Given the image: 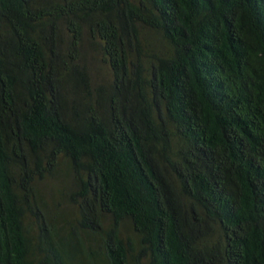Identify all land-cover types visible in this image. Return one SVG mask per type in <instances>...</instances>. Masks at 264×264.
Masks as SVG:
<instances>
[{
    "label": "trees",
    "instance_id": "16d2710c",
    "mask_svg": "<svg viewBox=\"0 0 264 264\" xmlns=\"http://www.w3.org/2000/svg\"><path fill=\"white\" fill-rule=\"evenodd\" d=\"M0 264H264V0H0Z\"/></svg>",
    "mask_w": 264,
    "mask_h": 264
},
{
    "label": "rangeland",
    "instance_id": "374dc122",
    "mask_svg": "<svg viewBox=\"0 0 264 264\" xmlns=\"http://www.w3.org/2000/svg\"><path fill=\"white\" fill-rule=\"evenodd\" d=\"M94 77L96 78L97 81L103 80L105 78V72L102 69H92ZM132 234L131 232L128 231H123V237L127 238L130 237Z\"/></svg>",
    "mask_w": 264,
    "mask_h": 264
}]
</instances>
